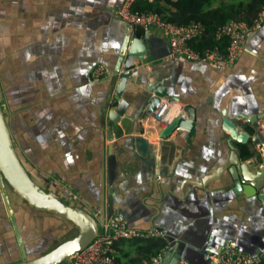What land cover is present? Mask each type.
<instances>
[{
	"label": "crops",
	"instance_id": "crops-1",
	"mask_svg": "<svg viewBox=\"0 0 264 264\" xmlns=\"http://www.w3.org/2000/svg\"><path fill=\"white\" fill-rule=\"evenodd\" d=\"M123 2L0 0V97L17 154L30 176L43 188L67 197L65 202L70 205L96 209L98 213L103 146L107 157L111 144L109 112L103 118L104 106L110 94V78L123 61L111 103L131 47L130 40L126 49L131 27L114 14ZM134 33L153 34L167 42L157 31L135 28ZM157 47L159 53L163 52L161 43ZM243 55L223 71L214 70L208 64L209 70L205 73L191 71L185 69L189 66L187 61L156 71L155 76L176 77L198 105L195 135L189 128L174 140H160L161 129L152 119L144 121L142 136L152 131L149 142L154 147L151 156L145 158L141 153L137 156L130 146L131 137L139 135L138 126L131 134L126 119L123 126L112 128L115 154L125 177L121 189L126 196L121 198V191L118 197L132 229L156 232L152 224L161 212L163 195L170 192L177 201L185 199L193 191V185L215 175L229 158L227 134L215 116L213 95L205 89L213 88L219 78L237 68V75L264 101V64L256 58L244 60ZM98 65L106 67L108 76L95 81L93 71ZM135 87L131 79L127 91H134ZM181 108L174 105L169 119L177 118ZM234 146L239 150L238 144ZM245 161L252 166V159ZM218 185L212 184L210 189ZM14 194L8 186H3L0 175V264H18L23 260L10 207L15 212L29 259L53 249L54 239L62 237L63 227L75 228L72 224L66 225L64 220H52L47 214L28 210L19 196L18 200L11 199ZM176 200L167 205V222L176 225L181 222L183 227L187 224L185 214L204 218L203 214L208 211L203 196L198 194L193 195L186 207ZM230 209L224 210L229 211L228 215L223 214L218 226L215 222L211 226L200 222L198 231L203 233L200 236L211 238L215 233L229 236L235 229L238 211L236 204ZM247 212L241 213L247 225V241L256 245L264 243V222L254 216L252 209ZM119 250L121 264H129L137 256L132 240L120 243ZM63 264L74 263L69 260Z\"/></svg>",
	"mask_w": 264,
	"mask_h": 264
},
{
	"label": "water",
	"instance_id": "water-1",
	"mask_svg": "<svg viewBox=\"0 0 264 264\" xmlns=\"http://www.w3.org/2000/svg\"><path fill=\"white\" fill-rule=\"evenodd\" d=\"M130 31L126 49L130 40L131 47L128 51L125 72L121 75L115 96L110 103L123 62L120 61L110 78V94L104 106L103 118L109 112L108 125L111 128L108 140L111 144L107 149V157L106 148L103 146L99 213L96 209H84L64 202L30 176L17 154L0 97V175L3 186L5 188L8 186L31 209L64 220L72 224L78 232L73 238L62 242L43 255L29 259L15 212L10 207L11 220L23 254V260L18 264H63L75 254L84 251L97 238L100 226L105 221L114 216L126 218V213L121 207L122 201L118 197L121 191L123 193L121 198L126 196L121 189L125 177L114 150L115 137L112 133L114 126H123V121L127 119L131 126V134L138 126L139 135L131 137V149L137 156L141 153V157L149 158L151 150L154 149L149 142V139L153 138V132L147 133L146 137L142 136L143 123L154 116L163 99H170L182 108L177 118L166 129L160 131L158 138L164 141L174 140L179 133L189 128L193 130L194 135L197 132L198 105L188 96L185 87L178 83L176 77L155 76L156 71L161 67L172 66L185 60L181 57H176L174 60L167 59L171 57L168 41L164 43L165 41L153 34L134 33L133 28ZM160 43L163 45L161 53L157 51V44ZM243 58L244 60L256 58L264 64V24L249 35ZM187 64L189 66L185 69L191 71L205 73L209 70L203 62ZM236 70L237 68L219 78L213 88L205 89L206 93L213 95L215 116L220 120L222 129L227 134L229 158L219 167L215 175L208 176L193 185V191L185 199L177 201V197L170 192L163 195L161 212L153 221L152 226L155 227L156 232L164 234L165 241L169 245L165 264H177L181 259L190 264H217L213 257L218 256L223 248L231 243H235L241 253L252 258H257L264 252V243L256 245L247 241L245 232L247 225L245 219L241 218L243 211L247 214V211L252 209L254 216L264 222V135L259 125L264 121V101L255 94L254 88L247 81L237 75ZM131 79L135 81L137 87L134 91H127ZM234 143L248 148L251 154L249 159L253 160L252 166L243 160L241 152L235 148ZM212 184H219V187L210 189ZM206 189L209 191H204ZM197 194L203 196L207 204L208 211L203 214L204 218H193L191 213L185 214L188 216L185 220L187 224H183V227L181 222L176 225L166 221V208L171 201L176 200L180 206L186 207L193 200V195ZM209 204L213 205L212 211ZM233 204H236L238 210L235 213L237 220L234 231L229 236H217L215 233L211 238L201 237L203 233L198 231L200 222L210 226L215 222L218 226V223H221L219 219L224 216L223 214L228 215ZM224 210L229 211L224 212Z\"/></svg>",
	"mask_w": 264,
	"mask_h": 264
},
{
	"label": "built area",
	"instance_id": "built-area-1",
	"mask_svg": "<svg viewBox=\"0 0 264 264\" xmlns=\"http://www.w3.org/2000/svg\"><path fill=\"white\" fill-rule=\"evenodd\" d=\"M155 0H124L123 5L114 11L115 16L125 22L129 27L141 29L146 32L157 31L167 39L171 57H181L190 63L203 62L214 70L223 71L233 66L244 54L249 35L260 29L264 24V6L253 25L243 21L231 20L221 26L216 33V39L228 40L225 50L220 47L208 49L204 52L195 51L190 46V41L202 36L205 28L199 23L189 25H176L162 20L161 16L152 12L135 10L138 3H153ZM179 1V0H172ZM209 9H212L210 6ZM108 73L104 65H98L93 71V79L100 81L107 78ZM176 105L170 99H163L154 116L151 118L156 127L166 129L173 121L169 119V113ZM264 135V121L259 123ZM261 152V149L259 150ZM263 152V150H262ZM158 237L165 240L162 233H143L132 229L127 220L121 216H114L100 226L97 238L82 252L75 254L70 260L74 264H117L119 255L115 247L122 240ZM167 249L162 250L145 264H165ZM217 264H260L264 259V252L257 258H252L241 253L235 243L223 248L218 256L213 257ZM177 264H190L188 261L179 260Z\"/></svg>",
	"mask_w": 264,
	"mask_h": 264
},
{
	"label": "trees",
	"instance_id": "trees-1",
	"mask_svg": "<svg viewBox=\"0 0 264 264\" xmlns=\"http://www.w3.org/2000/svg\"><path fill=\"white\" fill-rule=\"evenodd\" d=\"M225 1V2H224ZM213 0H155L153 3L141 2L135 10L141 12H152L159 14L163 21L179 26L199 23L205 28L202 36L190 41V46L198 52L220 47L225 50L228 40L216 39L217 30L231 20L243 21L253 25L264 6V0H220L219 5L213 9H207V4ZM206 6V7H205ZM205 7V8H204ZM243 160L251 157L246 146L238 145ZM136 245L137 256L129 260V264H145L162 250L168 248V243L158 237H147L130 239ZM122 240L115 247L120 253V243L130 241ZM117 264H121L120 255L117 257ZM260 264H264V259Z\"/></svg>",
	"mask_w": 264,
	"mask_h": 264
},
{
	"label": "rangeland",
	"instance_id": "rangeland-1",
	"mask_svg": "<svg viewBox=\"0 0 264 264\" xmlns=\"http://www.w3.org/2000/svg\"><path fill=\"white\" fill-rule=\"evenodd\" d=\"M214 2L213 3H210V4H207L206 6H211L212 7V9L213 8H216L218 5H219V3H220V0H213ZM225 2V1H224ZM226 2H227V0H226ZM205 6V7H206ZM204 7V8H205ZM207 9H209V7H207ZM38 182V181H37ZM39 183V182H38ZM45 188V187H44ZM46 189V188H45ZM48 189V188H47ZM59 196V198L61 199V200H63L64 202L65 201H67L68 200V198L67 197H65V196H63V195H58ZM18 195H16V194H14V195H12L11 196V199L13 200V199H16V200H18ZM20 199V198H19ZM20 201H21V203L28 209V210H30V211H32V212H35V210H33V209H31L28 205H27V203H25V201L23 200V199H20ZM37 213V212H36ZM22 214V213H21ZM40 214V213H39ZM24 215H25V213H24ZM42 215H46V214H42ZM47 216H49L52 220H57V218L56 217H54V216H51V215H47ZM66 225H68V226H71L70 225V223H66ZM60 233H63L62 234V237H60L59 236V238L58 237H56L55 239H54V244H53V248H55V247H57L59 244H61L62 242H65L66 240H69V239H71V238H73L74 236H76L77 235V229L76 228H74V229H72V230H67L66 228H64L63 227V229L62 230H60ZM21 249V248H20ZM21 255H22V257H23V254H22V251H21Z\"/></svg>",
	"mask_w": 264,
	"mask_h": 264
},
{
	"label": "bare ground",
	"instance_id": "bare-ground-1",
	"mask_svg": "<svg viewBox=\"0 0 264 264\" xmlns=\"http://www.w3.org/2000/svg\"><path fill=\"white\" fill-rule=\"evenodd\" d=\"M173 114V113H172Z\"/></svg>",
	"mask_w": 264,
	"mask_h": 264
},
{
	"label": "flooded vegetation",
	"instance_id": "flooded-vegetation-1",
	"mask_svg": "<svg viewBox=\"0 0 264 264\" xmlns=\"http://www.w3.org/2000/svg\"><path fill=\"white\" fill-rule=\"evenodd\" d=\"M48 252V251H47Z\"/></svg>",
	"mask_w": 264,
	"mask_h": 264
}]
</instances>
